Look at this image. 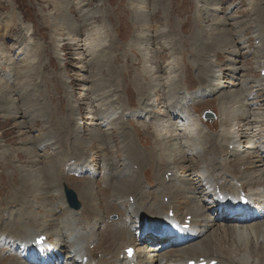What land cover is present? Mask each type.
<instances>
[{
    "label": "rangeland",
    "instance_id": "374dc122",
    "mask_svg": "<svg viewBox=\"0 0 264 264\" xmlns=\"http://www.w3.org/2000/svg\"><path fill=\"white\" fill-rule=\"evenodd\" d=\"M150 65L165 74L174 70L167 83L169 95L151 90L158 74ZM211 65L222 72L227 93L205 98L195 111L217 114L222 102H228L224 107L239 114L230 91L240 79L260 78L264 66V0H0V222L15 228L41 223L49 204L52 215L60 217L53 191L60 186L62 192L66 184L82 204L77 215H88L87 225L117 223L124 216L116 205L119 194L112 188L118 171L114 166L121 159L117 130H109L110 144L105 147L95 136V125L106 120V112H111L113 123L121 113L134 115L144 98L142 87L154 97L156 113L163 112L167 97L172 103L191 98L190 93L196 96L207 83ZM215 121V117L207 124L201 120L213 132L218 130ZM124 122L129 131H136L137 146L148 148L152 129L142 131L136 118ZM49 138L52 146L37 149ZM88 141L93 150L89 162L99 172L109 168L110 172L104 169L106 175L110 173L108 179L99 174L91 183L77 173L78 154ZM144 177L152 182L149 169ZM77 185L95 188L93 204L81 199ZM61 198L64 201L63 193ZM87 205L90 210H85ZM231 241L228 238L218 246L231 248ZM249 243L248 249L232 248L234 254L252 251ZM256 256L264 260L263 253ZM12 257L16 258L6 246L0 247V264H10Z\"/></svg>",
    "mask_w": 264,
    "mask_h": 264
},
{
    "label": "bare ground",
    "instance_id": "6f19581e",
    "mask_svg": "<svg viewBox=\"0 0 264 264\" xmlns=\"http://www.w3.org/2000/svg\"><path fill=\"white\" fill-rule=\"evenodd\" d=\"M217 68L211 65V74L205 78L207 83L203 91L195 92L196 96L190 93L188 96L192 95V97L186 99L184 93L181 101L180 97L178 102L172 103L168 102L167 97L162 113H156L154 97L151 94L148 96V92L142 87L144 98L138 101L134 115H127L128 112L124 115L121 113L118 122L113 123L112 115H109L111 112H106V120L96 125L94 123L97 126L95 136L105 147L110 144L109 130L112 128L117 130L121 159L115 166L112 163V167L118 169L114 175L116 181L112 188L114 194H119L118 197L116 196V205L123 209V218L117 215L119 218L117 223L110 222L104 226L93 221L87 225L88 215L87 217L83 214L77 215L78 212L69 209L62 200L64 187H68L63 184L62 192L60 186L53 191L58 196L60 217L55 218L52 215L54 211L49 204V213L46 212L41 223L33 221L25 226L19 224L15 228L0 222V247L6 246L7 253L16 256V258L12 257L14 259L12 262L8 260L6 262L27 264V259L32 254L27 252L31 250V242L40 236H45L46 246L57 253L43 252L41 255V252H35L37 259L30 260L29 264H81L84 258H88L87 264H186L192 260L217 261V264H264V260L256 256L258 253L264 254V131L262 130L264 98L258 99L260 96L264 97V76L255 80L240 79V82H237L236 88L230 93H232L231 102L237 105L239 114L236 111L230 112L229 107H224L228 102H222L220 111L215 114L218 130L213 132L206 125L207 123L201 122V115L195 111V107L207 97L219 92L227 93L222 83V72ZM152 70L158 75L157 81L155 79L157 83L155 84L154 81L155 87L151 90H162L169 95L171 89L169 90L170 85L168 86L167 83L174 70L165 74L159 67L151 66ZM262 71L264 66L259 72ZM234 77L235 74L231 77L233 81H235ZM137 87V84L133 86L138 95L142 94H139L141 90ZM256 105L259 107H255ZM127 110L124 108V111ZM128 117L136 118L142 131L152 129L151 144L148 148L137 146L136 131H129L128 122L123 123ZM243 130L246 133L241 136ZM53 143L50 138L44 139L38 144L37 149L42 150L45 146H52ZM91 144L92 142L88 141L82 154H78L76 171L80 175H86L85 178L91 183H95L94 178L99 174L108 179L110 173L107 176L104 169H108L109 172L110 169L103 167L99 172L98 166L92 160L89 162L88 156L93 152ZM147 169L152 173L151 183H148L144 177ZM119 186L122 188H118ZM76 187L83 201L91 202L92 197L95 199L94 187L84 185ZM215 188L227 197L237 198L240 191L247 194L250 205L246 209L247 213L241 215L245 217L240 218L242 221L240 225L228 224L229 221L233 222V219L218 215L219 203L213 194ZM181 206L184 207L182 210H180ZM85 210H90V205H87ZM171 213L174 215L173 218L170 216ZM188 216H191V227L189 231L184 232L179 225L185 224ZM145 218L155 229H159L164 222L171 223L172 226L167 229V233L173 234L174 240L164 239L158 242L153 239L152 233H149L150 235H145L139 241L138 238L149 230L143 229ZM217 220H223L224 224L216 222ZM90 227L92 228L90 233L86 234L84 231ZM228 238L234 240V243L231 241V248H219L218 242L225 243ZM249 241L250 249L255 248L256 253L247 250L242 254H234L232 248L242 245L247 248ZM107 243L105 249L103 245ZM167 244L171 247L165 248ZM49 247L44 249L47 250ZM128 247L135 249L132 261H125V249ZM160 249L162 250L159 251ZM61 256L66 261L60 260Z\"/></svg>",
    "mask_w": 264,
    "mask_h": 264
},
{
    "label": "water",
    "instance_id": "95a60500",
    "mask_svg": "<svg viewBox=\"0 0 264 264\" xmlns=\"http://www.w3.org/2000/svg\"><path fill=\"white\" fill-rule=\"evenodd\" d=\"M210 118L211 116L207 113L203 116L204 121L209 120ZM64 195L66 202L70 208L74 210L80 209L81 205L79 204L75 193L71 189H69L68 187H64Z\"/></svg>",
    "mask_w": 264,
    "mask_h": 264
}]
</instances>
